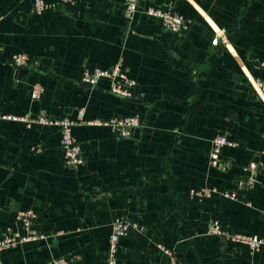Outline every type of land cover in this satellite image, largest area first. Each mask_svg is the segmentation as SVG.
<instances>
[{
    "label": "crops",
    "instance_id": "crops-1",
    "mask_svg": "<svg viewBox=\"0 0 264 264\" xmlns=\"http://www.w3.org/2000/svg\"><path fill=\"white\" fill-rule=\"evenodd\" d=\"M45 2L38 16L32 0H0V115L70 119L84 163L65 165L56 127L0 120V235L28 210L39 230L59 234L1 251L0 264H105L118 217L145 232L120 240L117 264H168L157 245L181 264H264V244L251 253L207 234L217 221L264 241V102L254 89L264 80V0H139L131 17L124 0ZM159 6H170L188 30L166 32L143 13ZM14 54L29 58L20 78ZM119 62L135 82L131 100L109 93L107 80L81 85L84 70ZM34 85L42 88L36 101ZM81 110L85 122L137 115L142 126L123 139L109 127L79 124ZM219 134L238 144L222 150L224 172L209 165ZM256 160L263 169L247 189L244 168ZM190 190L237 198L199 201Z\"/></svg>",
    "mask_w": 264,
    "mask_h": 264
},
{
    "label": "built area",
    "instance_id": "built-area-1",
    "mask_svg": "<svg viewBox=\"0 0 264 264\" xmlns=\"http://www.w3.org/2000/svg\"><path fill=\"white\" fill-rule=\"evenodd\" d=\"M60 4H70L73 0H58ZM139 0H124V12L131 17L138 11ZM45 0H32V12L35 15L43 14L47 9ZM143 13L149 18L156 19L160 22L162 29L166 32L181 36L188 30V24L185 19L175 13L170 6H159L147 8ZM0 20L2 17L0 16ZM217 39L213 40L216 45ZM11 63L17 69L26 68L29 65V58L24 54H14L11 57ZM264 76V63L260 64ZM100 80H107L109 82V93L122 98L124 100H131L133 98V89L135 82L132 80L127 72L122 68L121 63H117L109 69L92 71L84 70L80 79V83L88 84L91 88H96ZM254 89L257 96L264 102V80H254ZM42 94V88L34 85L30 91V98L36 101ZM0 120L17 121L24 123L27 127L32 125H41L47 127H56L60 133V147L63 153L64 163L67 167L77 168L83 165L84 160L79 146L73 139L72 128L77 125L68 118L53 119L50 118L46 112L38 115H26L17 117L12 115H0ZM79 124L86 126H101L109 127L117 133L120 138L126 139L131 136L132 130L142 126L141 118L137 115L116 117L107 121L92 120L84 121L83 112L78 111ZM238 144L229 140L227 136L219 134L212 138L209 150V165L212 168L218 169L222 172L226 171L230 165L228 162L221 159L222 150L225 147L235 148ZM264 156V151L260 153ZM263 169V163L259 160L251 161L244 168L245 172V187L252 188L256 182L255 176L259 170ZM213 195H219L230 201H235L237 195L235 192L223 191L216 192L214 190H190L189 196L196 200H204L211 198ZM37 215L33 211H20L15 216V229H6L0 235V252L8 249L22 246L30 242H42L49 240L59 234H46L37 227ZM129 231L144 233L145 227L127 217H118L111 224V230L108 239V247L105 253V264H117V257L120 251V240L124 238ZM207 234L222 238L223 240L246 246L251 253H255L261 249L264 244L263 239L256 235H243L230 233L224 229L217 221L209 223ZM157 250L164 255L168 264H181L178 256L173 249L167 248L163 245H157ZM70 260L65 258H57L49 261L47 264H69Z\"/></svg>",
    "mask_w": 264,
    "mask_h": 264
},
{
    "label": "water",
    "instance_id": "water-1",
    "mask_svg": "<svg viewBox=\"0 0 264 264\" xmlns=\"http://www.w3.org/2000/svg\"><path fill=\"white\" fill-rule=\"evenodd\" d=\"M27 71H28V69L21 68V69L19 70V72H18V78H20L22 75H24ZM81 85H82V86H85V87H87V88H91V86L88 85V84H82V83H81Z\"/></svg>",
    "mask_w": 264,
    "mask_h": 264
}]
</instances>
